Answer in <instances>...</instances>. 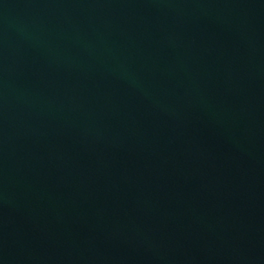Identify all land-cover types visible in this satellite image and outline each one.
Wrapping results in <instances>:
<instances>
[{"label":"water","instance_id":"1","mask_svg":"<svg viewBox=\"0 0 264 264\" xmlns=\"http://www.w3.org/2000/svg\"><path fill=\"white\" fill-rule=\"evenodd\" d=\"M0 264H264V0H0Z\"/></svg>","mask_w":264,"mask_h":264}]
</instances>
